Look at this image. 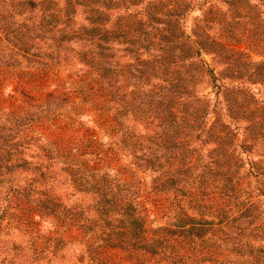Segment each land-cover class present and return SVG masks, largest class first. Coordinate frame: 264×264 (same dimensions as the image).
Segmentation results:
<instances>
[{
  "label": "trees",
  "instance_id": "16d2710c",
  "mask_svg": "<svg viewBox=\"0 0 264 264\" xmlns=\"http://www.w3.org/2000/svg\"><path fill=\"white\" fill-rule=\"evenodd\" d=\"M217 1L0 0V72L13 85L3 103L18 136L0 166L26 164L34 146L35 179L91 197L80 221L97 264H222L221 243L264 237L252 224L264 189L242 184L264 165L243 171L234 142L242 123L248 146L264 145V103L245 84L264 83V0ZM204 53L225 76L211 103L198 91L212 72ZM180 235L209 247L190 258Z\"/></svg>",
  "mask_w": 264,
  "mask_h": 264
},
{
  "label": "rangeland",
  "instance_id": "374dc122",
  "mask_svg": "<svg viewBox=\"0 0 264 264\" xmlns=\"http://www.w3.org/2000/svg\"><path fill=\"white\" fill-rule=\"evenodd\" d=\"M216 2L219 8L223 6L220 1L216 0ZM199 13L200 11L197 9L190 11L187 14V24H191V17L199 15ZM200 57L208 63L212 72L203 73L198 91L207 98L210 97L209 103H211L217 93L215 84L219 82V79L225 77L222 70L223 63L211 58L210 53H204ZM212 73L218 77V81L213 78ZM4 76L5 73L0 72L1 161H4L5 158V147L11 148L18 138L15 114L12 110H8L3 103L4 94L13 87V85L4 84ZM245 84L248 85L252 94L264 103V83L246 80ZM212 118L213 116L209 117L207 121L209 122ZM222 118L223 121H228V117L223 116ZM230 125L231 127L235 126L234 123H230ZM236 130L237 132L234 131V142H236V150L243 164L242 170H253L255 165L260 163L264 165V145H261V148L259 145L248 146L249 141L243 138L242 123ZM3 137H7L8 140L3 141ZM212 145V143H206L205 147L210 149ZM33 148L34 146H31L22 152L26 164L13 166L9 172H6L4 166H0V264H97L86 248L85 238L92 231H86L80 221V216H82L86 205L91 202V197L88 194L75 191L66 183L53 181V185H51V180L35 179L33 157L31 156ZM14 159L15 154L11 153L10 161L13 162ZM247 180L253 190H257L254 185L264 189V176L246 175L242 180L245 188H248ZM260 196L263 198L264 192L260 193ZM261 202L264 206V200ZM260 223L264 224V216L260 221H256V224L254 222L252 224L257 225L256 230H259L258 224ZM207 236H209V232H206L203 238ZM88 238L90 240V237ZM180 238L181 235L178 237L179 241L175 243L176 249L179 253L184 251L185 254L192 250L189 253L190 258L196 259L209 247L195 246L194 244L192 247L184 238ZM234 241L236 244L233 245V248L231 245V248H227L228 243L226 245L221 243L216 248L219 258H224L222 264H251L249 260L254 256L264 255V237L251 238L249 244H245L244 240L234 239ZM193 252L200 253L193 256ZM165 261H160L157 264H169L168 259ZM189 262L188 264H191ZM205 264H209L208 261Z\"/></svg>",
  "mask_w": 264,
  "mask_h": 264
}]
</instances>
